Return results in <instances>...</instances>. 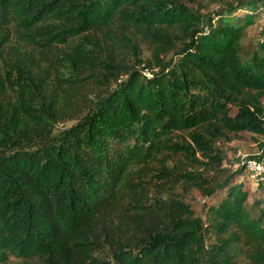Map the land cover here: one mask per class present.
Here are the masks:
<instances>
[{"label": "trees", "instance_id": "16d2710c", "mask_svg": "<svg viewBox=\"0 0 264 264\" xmlns=\"http://www.w3.org/2000/svg\"><path fill=\"white\" fill-rule=\"evenodd\" d=\"M200 6L0 0V264H201L205 231L207 264H264V214L239 172L218 182L205 227L174 212L155 239L130 196L132 171L172 154L176 131L202 151V133L264 135V52L240 44L264 6Z\"/></svg>", "mask_w": 264, "mask_h": 264}, {"label": "rangeland", "instance_id": "374dc122", "mask_svg": "<svg viewBox=\"0 0 264 264\" xmlns=\"http://www.w3.org/2000/svg\"><path fill=\"white\" fill-rule=\"evenodd\" d=\"M199 10L208 15L227 10L238 2L253 1L259 7L264 6V0H199ZM192 6V5H191ZM196 8V5L193 6ZM253 9L247 8L245 12ZM237 17L241 13L229 12ZM264 8L258 21L248 27L244 32L240 44L245 50L264 52ZM138 52L143 61L150 57L149 47L138 42ZM132 59V58H131ZM149 75L147 69L142 71ZM264 108V97L260 98ZM236 108L231 107L230 115L234 116ZM70 122L59 124L57 128L68 126ZM204 151L197 150L191 135L187 132H174L171 138L172 144H180L177 149L164 156L158 163L137 168L130 175L132 202H136L137 215L141 219L143 230L142 238L155 239L159 235L162 220L174 213L180 219H197L205 227L207 208L216 203V197L222 193L217 184L228 174H235L232 182L240 184L247 192V208L255 217L260 212L264 214V172H254L257 179L251 178L250 173L244 167V162L255 160L260 167H264V135L253 132L241 131L239 133H202ZM186 146L189 147L187 150ZM187 150V153L185 151ZM211 155L213 161L220 158L219 165L208 161ZM242 168L243 171L240 172ZM216 187L218 190H215ZM215 190V191H214ZM264 222V217H263ZM202 245L196 251L201 264H207V251L215 246L214 236L208 231L201 234ZM102 257L109 258L111 253L104 249L98 253ZM23 260L9 257L6 264H23Z\"/></svg>", "mask_w": 264, "mask_h": 264}, {"label": "built area", "instance_id": "2783aa9c", "mask_svg": "<svg viewBox=\"0 0 264 264\" xmlns=\"http://www.w3.org/2000/svg\"><path fill=\"white\" fill-rule=\"evenodd\" d=\"M262 27L264 29V23L262 24ZM243 165L246 168V170L249 171L251 178L254 180L257 179L256 173H253L254 169H255V172H259V175L262 172H264V167H260L259 164H257L255 160H248V161L244 162Z\"/></svg>", "mask_w": 264, "mask_h": 264}]
</instances>
